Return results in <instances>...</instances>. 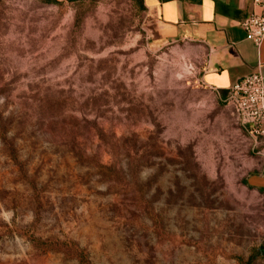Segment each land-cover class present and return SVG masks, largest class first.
Here are the masks:
<instances>
[{
  "label": "rangeland",
  "instance_id": "1",
  "mask_svg": "<svg viewBox=\"0 0 264 264\" xmlns=\"http://www.w3.org/2000/svg\"><path fill=\"white\" fill-rule=\"evenodd\" d=\"M202 55L140 0H0V264H264V136Z\"/></svg>",
  "mask_w": 264,
  "mask_h": 264
},
{
  "label": "crops",
  "instance_id": "2",
  "mask_svg": "<svg viewBox=\"0 0 264 264\" xmlns=\"http://www.w3.org/2000/svg\"><path fill=\"white\" fill-rule=\"evenodd\" d=\"M146 21L166 39H180L202 49L200 81L217 92H228L244 77H264V43L247 38L242 23L253 11V0H142ZM264 188V178L261 180Z\"/></svg>",
  "mask_w": 264,
  "mask_h": 264
},
{
  "label": "built area",
  "instance_id": "3",
  "mask_svg": "<svg viewBox=\"0 0 264 264\" xmlns=\"http://www.w3.org/2000/svg\"><path fill=\"white\" fill-rule=\"evenodd\" d=\"M247 38L257 47L264 43V0H253V11L242 23ZM246 124L256 133L264 136V77L256 71L240 81L231 89Z\"/></svg>",
  "mask_w": 264,
  "mask_h": 264
},
{
  "label": "trees",
  "instance_id": "4",
  "mask_svg": "<svg viewBox=\"0 0 264 264\" xmlns=\"http://www.w3.org/2000/svg\"><path fill=\"white\" fill-rule=\"evenodd\" d=\"M140 1L143 3L142 0H140ZM143 5H144V3H143ZM223 93H225V92H223ZM12 158L15 160L16 164H18V166L23 170L24 167L21 165V163L17 162V159H16L17 157H16L15 153L12 155Z\"/></svg>",
  "mask_w": 264,
  "mask_h": 264
}]
</instances>
